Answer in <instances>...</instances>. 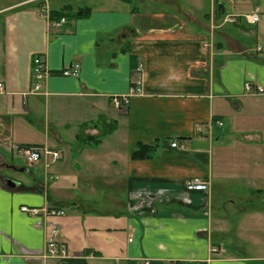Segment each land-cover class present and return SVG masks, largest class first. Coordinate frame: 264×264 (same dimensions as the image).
<instances>
[{
  "label": "crops",
  "instance_id": "obj_1",
  "mask_svg": "<svg viewBox=\"0 0 264 264\" xmlns=\"http://www.w3.org/2000/svg\"><path fill=\"white\" fill-rule=\"evenodd\" d=\"M130 1L87 2L88 15L48 30L38 5L81 4L0 0V264H264V211L251 203L264 194L263 4L168 0L157 12ZM246 11L259 22L227 20ZM31 51L49 70L36 93ZM10 143L62 157L27 167ZM138 143L150 157H131ZM193 176L207 190L188 191ZM53 223L63 257L47 252ZM246 233L258 252H237Z\"/></svg>",
  "mask_w": 264,
  "mask_h": 264
},
{
  "label": "built area",
  "instance_id": "obj_2",
  "mask_svg": "<svg viewBox=\"0 0 264 264\" xmlns=\"http://www.w3.org/2000/svg\"><path fill=\"white\" fill-rule=\"evenodd\" d=\"M245 19L248 22H253V21H259L260 20V16L259 13L257 11H255V13L251 12V13H246L245 14ZM229 22H235L236 21V15H231L228 16L227 19ZM64 19L61 18L59 20H57L56 22H53L54 24L58 25L61 22H63ZM77 70H78V64H74V65H66L62 68L61 70V74L65 75V76H70V75H75L77 74ZM138 70V68H137ZM49 74V70L48 68L44 65V62L42 60L41 56H35L34 58V65L31 68V78H32V91H37L41 84L42 81L44 80V78ZM244 88L246 90H253L256 93H260L263 91V88L260 86H257L256 88L252 89L250 83L246 82L244 85ZM116 98L115 99V104L117 105V107H122L124 104L120 103V100ZM176 143L172 142L171 146H175ZM20 152H24L25 154L27 153L29 156L28 158L31 160H35L38 157H41L44 153L45 154H50L52 157L53 156H58V150H54L48 147H43V146H39V147H34V146H30V147H26V148H17ZM61 157V156H60ZM59 157V158H60ZM186 185V189L188 191H205L208 188V182L200 179L198 177H193L189 180L186 181L185 183ZM20 210L30 216H42V215H50L53 217H58L63 215L64 209H62L61 207H56V206H50V207H37V206H29V205H21L20 206ZM42 214V215H41ZM59 224L57 223H53L51 226V231H50V236L47 239V243H46V248H47V252L50 255H66V245L59 241L57 239V234L59 232Z\"/></svg>",
  "mask_w": 264,
  "mask_h": 264
},
{
  "label": "rangeland",
  "instance_id": "obj_3",
  "mask_svg": "<svg viewBox=\"0 0 264 264\" xmlns=\"http://www.w3.org/2000/svg\"><path fill=\"white\" fill-rule=\"evenodd\" d=\"M90 1H93V0H72V4H81L80 6H83V4L87 3V2H90ZM97 2H101V0H96ZM168 0H161L160 3L159 2H155L153 3L151 1V4H149V0H131V6H138L141 11L143 10H147L145 7H150V8H155V11L157 12H164V11H167V4L165 2H167ZM250 2L252 1H255V0H249ZM260 4H263V7H264V0H258ZM216 2V1H215ZM256 2V1H255ZM173 4V2L171 1L170 3H168V6H171ZM213 4V2L211 3ZM225 4V2H224ZM90 8L92 7H95L97 6V3L96 4H91V3H88V5ZM39 7V11H40V15L44 16L45 20H46V23H47V29H52L54 26H56V24H54L53 22L51 23V19L49 18V7L46 3L42 4L41 6H37V8ZM171 7H175V5H172ZM94 9V8H93ZM255 13V11H246V12H241L239 14L236 15V23H246V24H256L257 22L259 21H253V22H248L246 19H245V14L246 13ZM260 16V15H259ZM36 24H40V22H36ZM248 24V25H249ZM31 51L30 52V57L32 58V56H34L37 52H33ZM32 53V54H31ZM29 59V58H28ZM32 81V79H31ZM33 82V81H32ZM5 89H4V85L3 83L0 81V94L4 93ZM32 93H36L35 91L32 92ZM38 114H36V117H37ZM16 145L15 143H10L9 147L10 149H12V151L14 150L15 153L17 154H20L23 159L21 157H18L16 158L15 155L13 157V161L16 162L17 164H20L22 165L21 163H23V161L25 162L26 166L28 167V165L30 164H33V163H37V162H44L45 165L47 166L46 168H48L49 166H51L52 163H56L58 162L61 157H62V153L60 150H58V156H51L50 154H43L41 157H38L36 158L35 160H31L28 158V154L24 153V152H20L18 149H16ZM23 147H27V146H23ZM61 156V157H60ZM60 157V158H59ZM25 166V165H23ZM17 169V167H14ZM8 174H11V171L7 172ZM14 176H19L21 177L22 175L20 173H12ZM221 195L217 194L219 197H220V200L222 201L223 199H225V193L221 192ZM236 201L239 202V205H235L236 209H234V211H239L238 208H241L243 206H245V203L242 201V200H238L237 198H235ZM218 203V202H217ZM216 203V204H217ZM252 203V206L256 207V208H260V210H263L264 211V194L262 196H260L259 198H256V199H253L251 201ZM251 206V204H250ZM241 214H236L234 217L235 219H238V217L240 216ZM254 226V225H253ZM251 226V227H253ZM60 227V226H59ZM257 228V227H256ZM257 229H253V234L254 232H256ZM240 237H243L245 239H239V241H237L238 246H237V252L239 253H242V254H247V253H253V252H258L256 249H254L255 247H259V244L261 242V239H258L256 240L255 239V236L251 235V234H248L246 233V235H243V236H240ZM256 242H259V244H256ZM247 243V245L245 244ZM264 245V243H263ZM261 245V246H263ZM50 255V254H49ZM51 256H54V257H63L64 255H51Z\"/></svg>",
  "mask_w": 264,
  "mask_h": 264
},
{
  "label": "trees",
  "instance_id": "obj_4",
  "mask_svg": "<svg viewBox=\"0 0 264 264\" xmlns=\"http://www.w3.org/2000/svg\"><path fill=\"white\" fill-rule=\"evenodd\" d=\"M220 4H222V3H220ZM90 11H91V8L88 7V6H79V7L76 6V7H73L70 4H65L60 9H49V18L51 19V23L52 22H56L57 20H59L61 18H63L64 19L63 22H65V20L67 18H69V17L70 18L71 17H81V16L84 17V16L88 15L90 13ZM37 55L42 57L44 65L47 67L46 61L44 60L43 56L40 53H36L31 58L30 73H31V68L34 65V58ZM23 146L39 147L40 145H36V144H20V145H16L17 148H19V147L20 148H26V147H23ZM153 150H154V146H152V145L144 144V143H138V145L135 148V150L131 153V157L134 158V159L150 157L151 156V152H153Z\"/></svg>",
  "mask_w": 264,
  "mask_h": 264
},
{
  "label": "bare ground",
  "instance_id": "obj_5",
  "mask_svg": "<svg viewBox=\"0 0 264 264\" xmlns=\"http://www.w3.org/2000/svg\"><path fill=\"white\" fill-rule=\"evenodd\" d=\"M193 177H198V178H200V179H203V178H201V177H199V176H193ZM193 177H191V178H193ZM191 178H189V179H191ZM189 179H188V180H189ZM203 180H204V179H203ZM205 181H206V180H205Z\"/></svg>",
  "mask_w": 264,
  "mask_h": 264
}]
</instances>
